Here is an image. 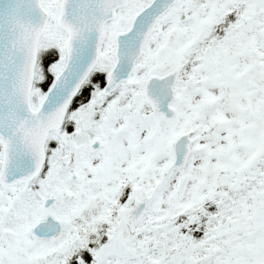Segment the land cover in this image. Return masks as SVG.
<instances>
[{"label": "flooded vegetation", "instance_id": "flooded-vegetation-1", "mask_svg": "<svg viewBox=\"0 0 264 264\" xmlns=\"http://www.w3.org/2000/svg\"><path fill=\"white\" fill-rule=\"evenodd\" d=\"M131 3L132 0H128L125 5L118 7L116 17L106 21L95 67L69 104L61 127L49 131L47 135L44 145L45 161L41 171L34 177L22 178L13 183L0 181V232L2 235L6 234L2 239L8 246L14 240V235L23 236L19 231L29 224L26 236L31 240L23 241L25 247L35 241L56 245V241L63 237L67 223L53 208L63 209L65 215L70 211V202L75 200L76 185L81 183L87 189L91 187L89 181H78L74 170L84 169L92 157L95 158L94 156L104 148L106 135L109 134H112L117 142H124V152L127 156L125 164L132 167V171L129 175L125 174V171L122 172L112 190H109V193H101L108 189L106 166L97 162L95 166L91 164L87 167L94 173L91 183L99 190V196L100 193L103 196L100 202L104 200L108 213L105 215L110 217L107 220L109 222H103L104 224L96 229L97 237L101 238L99 241L110 240L117 233L126 235L136 232L137 236L143 237L140 229L149 221L146 214L152 196L144 197L139 190L142 183L138 177L142 174L150 178V171L144 174V169L150 166L148 159L157 160L162 155V143L170 152L168 160H165V173H182L189 168L188 173H185V179L189 180L190 170H193L190 166L192 163L194 165L199 148L207 150L210 146L205 137H221L225 142L222 149L208 151V154L218 158L224 157L227 161L223 163V167H219L221 163L216 161V169L220 172L218 182L211 185L210 193L201 194V208L194 214L193 223L187 228L182 224V217L186 215L172 213L181 233L183 229H187L184 231L187 235L192 234L195 240H201L207 234H213L208 231L211 225L227 233L229 225L222 221L224 217L219 220L214 218V212L218 209L216 200L222 201L224 198L220 194H234V188L230 187L235 186V183L259 185L264 194V137L262 138L261 134L264 124V0L219 3L221 6L213 10L205 23L204 32H197L194 20L185 24L188 8L186 10L183 6L174 21L176 6L179 3V0H176L159 17L145 42L142 54L135 60L128 76L119 80L112 90L105 93L103 89L107 75L115 63L116 32L126 29L133 14L143 6L134 12H125L126 9L129 10ZM205 3H208V0H190L188 6L191 11H196ZM171 12L174 19L167 22L164 31H159L161 21ZM125 17V26H113L116 21ZM43 95L44 93L41 98ZM38 103L32 106L37 107ZM231 126L238 128L235 131ZM167 132L168 141L156 138ZM181 136L188 141V158L182 166L172 165L174 143ZM235 138L240 142L241 155L247 157L243 166L237 169L230 165L240 156L236 151L238 146L234 142ZM152 143L157 145L149 155ZM107 146L111 148L112 145ZM118 146L120 145H114L113 149L118 150ZM54 157L57 161L62 157L61 163L66 167L65 171H72L67 182L69 188L65 192L45 195L46 192L37 186V181L49 174ZM1 160L0 145V168ZM244 172H248L246 175L253 174L251 177H245ZM224 174H228V177L224 178ZM156 178L151 177L150 184L157 183ZM176 184L179 186L180 181ZM21 185L27 186L24 187L27 198L21 203L30 208L36 205L39 210V200L44 211L40 217L39 211L35 215L29 212L33 219L28 224L25 221L19 223L13 201L16 194L7 195L8 188L15 189ZM198 185H204L203 180H200ZM200 187L195 190L193 200H198ZM244 190L246 186L243 187L242 194L245 193ZM49 197H54V200L46 205L45 199ZM179 210L182 213L184 209ZM78 211L81 215H74L68 220L74 225L81 222L79 219L82 214L87 215V212L81 209ZM231 213V210L226 212L228 216ZM48 215L62 222L61 230L50 236L38 237L33 233L32 227ZM199 222L201 229L196 227ZM248 229L244 228V231L247 232ZM211 242L214 244V237ZM262 242L264 235L258 241L254 240L252 247H249L260 249L264 247ZM227 243L230 246L221 249L236 245L233 244L234 241H229V238ZM238 247H241V244ZM2 248L0 241V262H15L16 259L13 258L16 256L13 254L18 255L21 252L12 246L8 251ZM225 252L208 264H230V251ZM209 256L210 254L207 257ZM73 262L71 256L64 257L63 264Z\"/></svg>", "mask_w": 264, "mask_h": 264}, {"label": "rangeland", "instance_id": "rangeland-1", "mask_svg": "<svg viewBox=\"0 0 264 264\" xmlns=\"http://www.w3.org/2000/svg\"><path fill=\"white\" fill-rule=\"evenodd\" d=\"M58 1L59 0H41L43 6L50 13V17L45 31L40 38L38 57L41 48L44 46L48 48L52 43L58 46L60 54L63 55V59L59 57V59L56 60L58 62L52 64L53 76L62 67L65 54L64 43L66 34L56 24ZM146 1L147 0H132L129 10L126 9L125 12H134ZM189 1L190 0H179L176 6L177 11L174 21H176L180 7L183 6L186 10L188 8V19L185 24L194 20L197 25V32H204L206 30L205 23L208 22L213 10L221 6L219 3L223 4L227 1L259 2L261 0H208V3L200 5L196 11H194V9L191 11L188 6ZM173 19L174 15L173 12H171L161 21L159 31H164L167 22ZM125 25L126 17L124 19L120 18V20L113 24L114 27ZM35 79L36 72L31 92L32 104H37L44 93V90L43 93H41L42 84L40 83L43 80V74L40 73L37 77V79H40V82H38L39 85H35ZM231 128L236 131L238 126H231ZM106 134L107 132H105V135ZM261 134L263 138L264 124L261 127ZM168 135L169 132L165 135H158L156 138L168 141ZM205 139L210 146L207 150L199 148L194 165L192 163L190 166L193 170H190L191 177L189 180L185 179V177H187L185 173H188L189 168L182 173H180V171L170 175L165 173V160H168L170 152L169 148L165 147L163 143L160 144L163 148L162 155L157 160L148 159L150 161V166L145 167L144 174L146 171H150V178L154 176L157 177V183L150 184L151 179L146 175L141 174L138 177L142 183L139 190L143 193L144 197H148V195L152 196L146 214L149 221L140 229V231L143 232V237L137 236L136 232L127 233L126 235H124V233H117V235L113 236L110 240L99 241L101 238L97 237L98 235L95 233L96 229L104 224L103 222L110 219V217L107 216L108 213H106L107 209L105 208L104 200L100 202V199H103L101 193H109V190H112L113 184L122 172L125 171V174L129 175L132 171V167H128L125 164L127 156L124 152V142H117L112 134L106 135L105 146L94 156L95 158L92 157L91 161L84 169L74 170L78 175V181H83L84 183L89 181L91 187L87 189V187H84V185L82 186L81 183L80 185H76L77 192L75 193V200H73L74 202H70V211L65 215L63 209L59 207L53 208V210L56 209L55 212L60 214L67 223L63 237L56 241V245L54 244L53 246L47 242L35 241L33 244L25 247L23 241L31 240L29 236H26V228H29V224L28 226H23L19 231L23 236L14 235V240L8 246L2 239L6 234L2 235L0 232L2 249L8 251L10 246H12L16 251H21L18 255L12 253L16 256L13 258L16 259L15 262L1 261L0 264H63L65 256H71L77 264H208L220 258L226 253L225 251L228 250L230 251V256L228 258L230 264H264V247L260 249L250 248L254 240L258 241V239L264 235V227L261 226L264 225V194L261 186L255 184L237 185L235 183V186L230 187L234 188V194L230 196L220 194L224 198L222 201L216 200L218 209L214 212V218L219 220L224 217L222 221L227 222L229 225V231L227 233L211 225L208 231L213 233L212 235L207 234L203 239L195 240L192 234L187 235L184 232L187 229H183L181 233L177 220L175 221V218L172 216L173 212L177 213V215H186V217H182V224L188 228L194 221V214L201 208V194L205 195L210 193L211 185L218 182L220 172L216 169L215 163L216 161H220L221 164L219 167H223V163L227 160L224 157L218 158L213 154H208V151L210 149H222L225 146V142L221 137H205ZM110 141H113V143ZM234 142L236 146H238L236 151H238L240 156L239 159L235 160L233 163L230 162V165H232V168L237 169L243 166L247 157L242 156L240 153L241 146L239 140L235 138ZM107 144L112 145L111 148H109ZM116 144L120 145L117 147L118 150L116 148L113 149V146ZM156 145V143L151 144L149 155L155 150ZM116 151L118 153H116ZM59 160L60 161H57L54 157L49 174L37 181V186L46 192L44 193L45 195L59 191L65 192V190L69 188L67 182L70 179L72 171H69V173L66 172V167L61 163L63 162V158L60 157ZM97 162H101L106 166L105 174L108 184V189L101 192L100 196L99 190L93 187L91 183L94 173H92L91 168H87L91 164L95 166ZM58 163H60V165ZM247 173L248 172H244L245 177H251L253 174L250 173L246 175ZM223 176L227 178L228 174H224ZM200 180L204 182V185L201 187L198 185ZM177 181H180L179 186L176 184ZM244 186H246V190H244L245 193L242 194L241 191ZM24 187L27 186L21 185L15 189H7V195L11 196L16 194V199L13 201L20 224L24 221L27 224L30 223L33 218L29 212L35 215L36 213L38 214L39 211L38 217L42 216L44 213L39 200V210L36 208V205L30 208L26 207V204L21 203L27 198ZM198 187H200L198 190L200 196L198 200H193L195 190ZM7 204L8 202L5 203V208L8 207ZM72 206H74V208H72ZM179 208L184 209L182 213L179 212ZM80 209L87 212V215L82 214V218L86 221L80 218L79 220L81 222L74 225L68 220H71V217L74 215H81L78 211ZM227 210H231L232 213L230 216L226 214ZM105 213L107 215H105ZM4 216H6V214H4ZM196 227L199 229L202 228L200 222ZM244 228L254 230L248 229V231L245 232ZM81 230L82 232H80ZM217 234H219V236H217ZM212 237L215 239L214 244H211ZM227 238H229V241H234L233 244L236 245L232 248L221 249L222 247L224 248V246H230V244L227 243ZM237 240L241 241L236 242ZM238 243L241 244V247H238ZM262 244H264V242H262ZM85 253L87 254L86 257L84 256ZM209 254L210 256L207 257ZM89 256L90 258H88Z\"/></svg>", "mask_w": 264, "mask_h": 264}, {"label": "water", "instance_id": "water-1", "mask_svg": "<svg viewBox=\"0 0 264 264\" xmlns=\"http://www.w3.org/2000/svg\"><path fill=\"white\" fill-rule=\"evenodd\" d=\"M175 1L150 0L133 14L126 29L116 32L115 63L108 72L105 93L128 76L159 17ZM127 2L59 0L56 24L66 34L65 60L33 107L40 38L50 13L41 0H0V181L13 183L41 171L49 131L61 127L69 104L97 63L106 21L114 19L117 8ZM173 149L172 165H184L189 153L186 138L179 137ZM53 200L49 197L45 204ZM61 226L58 218L48 215L32 231L38 237L50 236Z\"/></svg>", "mask_w": 264, "mask_h": 264}, {"label": "trees", "instance_id": "trees-1", "mask_svg": "<svg viewBox=\"0 0 264 264\" xmlns=\"http://www.w3.org/2000/svg\"><path fill=\"white\" fill-rule=\"evenodd\" d=\"M58 3V2H57ZM60 49L55 43H52L48 48L46 46L42 47L39 53V57L36 64V79H35V85H39L38 82H40V79H37L38 75L41 73L43 74V80L40 82L42 84L41 93H43V90H45L51 83L53 79V73H52V64L57 59H61L62 54H60ZM63 52V50H62ZM79 93V91H78ZM84 256L86 257L87 254L85 253ZM72 264H76L73 262Z\"/></svg>", "mask_w": 264, "mask_h": 264}]
</instances>
